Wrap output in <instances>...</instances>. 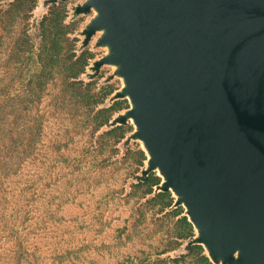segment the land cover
<instances>
[{"label": "trees", "instance_id": "trees-1", "mask_svg": "<svg viewBox=\"0 0 264 264\" xmlns=\"http://www.w3.org/2000/svg\"><path fill=\"white\" fill-rule=\"evenodd\" d=\"M37 2L0 0V264H214L125 99L82 78L66 7L35 21Z\"/></svg>", "mask_w": 264, "mask_h": 264}, {"label": "water", "instance_id": "water-1", "mask_svg": "<svg viewBox=\"0 0 264 264\" xmlns=\"http://www.w3.org/2000/svg\"><path fill=\"white\" fill-rule=\"evenodd\" d=\"M128 114L212 257L264 264V0H88ZM237 253V258L234 255Z\"/></svg>", "mask_w": 264, "mask_h": 264}, {"label": "rangeland", "instance_id": "rangeland-1", "mask_svg": "<svg viewBox=\"0 0 264 264\" xmlns=\"http://www.w3.org/2000/svg\"><path fill=\"white\" fill-rule=\"evenodd\" d=\"M59 2H62V4L66 7L68 11L67 20L69 22H72L74 25V28L76 30L75 34L79 39L78 42L79 47L88 48L93 54V58L90 60L85 73L82 75V78L85 81L96 80L99 85L109 84L113 86V88L115 89L113 93V97H116L117 99H125L124 106H126V108L121 112H119L118 114H116L115 118H117V120L124 118L132 125L133 131L131 133V142L138 143L140 147L145 151V154L147 156V160L145 161V166L146 169H148L149 154L146 150L144 142L138 137L136 133V125L133 121V118L128 114L129 109L132 108V103L127 93H125V80L118 72L119 65L114 63L101 62V60H103L106 56H108L111 53L110 46L106 43H101V39L105 34V30L98 29L92 33L89 32L91 23L97 17L96 9L94 7H90L85 11L81 9V7L84 6L86 2H88V0H38L37 6L33 11V19L35 21L40 20L42 16L47 13L48 8L53 3H59ZM154 171L158 176L161 177L163 182L164 178L160 174L158 168H154ZM172 193L177 199H179V196H177L174 192ZM192 241L193 242L200 241V233L197 229H196V235L192 239ZM203 246L207 254L214 262V264H228L224 262L222 259L215 260L212 257L210 250L204 244ZM234 257L237 258V253L234 255Z\"/></svg>", "mask_w": 264, "mask_h": 264}]
</instances>
